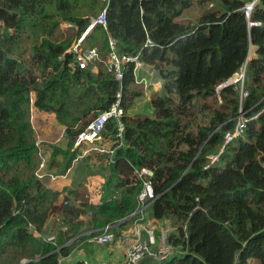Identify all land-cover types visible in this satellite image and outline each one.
Segmentation results:
<instances>
[{
    "label": "trees",
    "instance_id": "1",
    "mask_svg": "<svg viewBox=\"0 0 264 264\" xmlns=\"http://www.w3.org/2000/svg\"><path fill=\"white\" fill-rule=\"evenodd\" d=\"M194 1L0 0V264H61L70 253L65 243L81 231L72 220L81 216L89 217L90 236L107 225L127 227L143 188L141 168L154 171L155 198L146 211L171 223L169 243L177 252L161 263L146 257L139 264H264V0L249 19L241 8L251 0H198L217 1L226 11L205 15L196 27L176 21ZM105 7L106 29L95 27L89 46L105 61L110 36L118 54L137 56L157 73L162 91L152 94L151 117L131 114L143 95L133 63L123 67L120 82L101 63L97 73L68 66L73 37ZM60 22L77 30L64 39ZM251 45L258 58L245 66L246 95L236 84L217 94ZM118 93L122 139H115L111 120L99 140L75 147ZM31 110L52 114L63 128L60 140L45 146L46 169L57 175L70 169V186L36 175ZM240 112L257 118L223 147ZM104 142L111 143V154L99 151ZM209 156L217 159L211 163ZM91 160H98L100 171L83 166ZM91 177L103 178L95 196L82 186ZM54 215L68 231L53 244L44 237Z\"/></svg>",
    "mask_w": 264,
    "mask_h": 264
},
{
    "label": "built area",
    "instance_id": "2",
    "mask_svg": "<svg viewBox=\"0 0 264 264\" xmlns=\"http://www.w3.org/2000/svg\"><path fill=\"white\" fill-rule=\"evenodd\" d=\"M261 0H251L244 3L241 11L244 13L247 19L253 11V8ZM106 7L95 16L90 18L89 23L85 28L74 37L70 47L66 50V53L72 56V61L69 63V68H79L81 70H98L96 63H101L105 69L112 73L114 79L120 82L123 78V67L128 63L134 65V78L136 83L143 82V79L138 77V72L145 66L138 59L137 56L120 55L117 52V41L108 36L109 55L107 60L101 61L97 48L90 47L88 42V36L97 26H101L106 29ZM251 25V24H250ZM72 28L73 26L60 22L59 27ZM77 30V28L74 27ZM145 47H151V44L147 42ZM146 71H148L146 69ZM245 80V66H241L240 70L233 74V76L224 82L222 85L216 87L215 91L219 94V91L227 85H239L242 95H246L242 87ZM120 94L116 95V101L112 106L101 113H99L94 120L81 132L75 141V147H78L84 143H92L100 139L101 133L104 130L105 125L114 120L115 122V139L120 141L124 133V122L122 119L123 110L120 104ZM264 111V109H263ZM257 118V115L247 119L244 118L243 113L238 115V119L232 131L227 132L223 138V147L229 144L236 137L242 135L247 127L249 120ZM37 148H41L40 142L36 143ZM100 152L112 153L111 148L99 149ZM211 163L217 159V156H209ZM138 177L143 180V188L138 195V209L131 215L132 221L130 227L122 231L120 237V244L123 250V262L120 264H139L144 258H152L156 262H163L166 258L176 252L174 247L169 243V235L173 231V227L166 223L163 226L148 225V218L146 216V208L152 200H154V190L151 183V179L154 176V171L149 168H141L138 172ZM36 175L39 178L48 177L50 180H55L56 177L47 171L46 163L40 162ZM155 223V222H154ZM113 225H107L100 230L99 233L88 237L86 240L89 244L96 245H111L115 239V233L113 231ZM46 242L55 243V236L44 238ZM99 264H117L110 261H101Z\"/></svg>",
    "mask_w": 264,
    "mask_h": 264
},
{
    "label": "rangeland",
    "instance_id": "3",
    "mask_svg": "<svg viewBox=\"0 0 264 264\" xmlns=\"http://www.w3.org/2000/svg\"><path fill=\"white\" fill-rule=\"evenodd\" d=\"M102 11V10H101ZM226 11L223 4L213 1V2H206L205 4L201 5L198 3V0H195L193 5L185 10L183 14L176 19L178 22H182L180 20H184L186 22H189L192 24L193 27H196L199 20L203 18L207 14L215 13L217 15H221ZM95 16H92L90 18H94ZM89 18V19H90ZM60 31L63 32V38H67L70 33H74V29H65L64 27H59ZM74 39V37H73ZM72 39V41H73ZM99 63H96L95 66H98ZM141 71V78L145 82V84L141 83L138 86L142 87L143 95L140 99L136 100V103L134 105V108L131 111V114H138V115H146L148 117H151L153 115L152 107L150 106V101L152 98L151 90L148 86V83L150 82V77L148 75V71H146L145 68ZM31 121L35 128V137L36 140L40 142L41 148H38V157L40 159V162L44 160V162L47 164L49 160V152L45 146H49L53 143H57L61 136L63 135V128L57 123L55 117L50 114L39 110H31ZM190 126V123H188V127ZM194 124L190 126L191 129H194ZM110 142H104L103 146L99 147L102 149L107 150L110 147ZM84 148H87V145L83 146ZM89 163V164H88ZM80 163L76 164L78 166ZM85 168H88L89 170L93 171H100L101 168H99V162L98 160L94 161L91 160L89 162H85L83 165ZM56 170L52 169L50 173H54ZM78 178V175H76ZM45 179H48V177H45ZM79 179V178H78ZM71 181L70 179L68 180ZM103 181V178H89V183L83 184V188L86 192H89V194L94 195V189L95 186L100 184V182ZM52 182V181H51ZM73 182V181H72ZM71 182V183H72ZM64 183H67L66 181ZM149 217L148 222L146 224L148 225H155L154 220ZM114 225V224H113ZM109 246V245H107Z\"/></svg>",
    "mask_w": 264,
    "mask_h": 264
},
{
    "label": "crops",
    "instance_id": "4",
    "mask_svg": "<svg viewBox=\"0 0 264 264\" xmlns=\"http://www.w3.org/2000/svg\"><path fill=\"white\" fill-rule=\"evenodd\" d=\"M72 26H73L72 28H67V29H74L75 26L74 25H72ZM74 30H76V29H74ZM251 49L254 50V56L252 58L250 57ZM257 58H258L257 46L251 45L249 48V51H248V56H247L246 61L249 62V61L257 59ZM144 66H145L144 68L148 70V75L150 77V82L148 83V86L151 87L150 88L151 93L152 94H159L162 91L160 78H158L157 73H155L151 69L150 66H146V65H144ZM141 71H143V70H140L138 72V77L140 79H142L140 76L142 73ZM92 72L97 73L98 70L96 69V70H93ZM141 83L145 84L144 81ZM141 83H136V84L139 85ZM74 163L76 164V161ZM52 169H55V168L47 169V171L50 172ZM69 173H70V169H68L64 175H57L56 171H55L54 173H51V174H53L56 177V179L55 180L49 179V180L52 181L54 184H57L60 187L64 186V185L70 186L72 180L70 182L68 181ZM65 181L67 183H64ZM60 197H61V195H60ZM146 216L149 219L148 216H150V215H149V213H147V211H146ZM88 218H89L88 216H81L78 219L72 220V224L79 223V229L81 231L79 232L78 236H76L72 240L65 243V245L69 244L70 253H69L68 257L63 258L61 260V264H99L101 261H110V262L117 263V264L122 263L124 257H123V250H122V247L120 244V237H121V234L123 233L122 231L127 230L130 227L131 223L123 229H119L116 225L115 226L113 225L114 226L113 231L115 233V239L111 245H109V246H107V245H96V244H89L85 240L87 238L86 236H89L90 234H92V231L85 229V225H86ZM58 222H59V218L56 217L55 215L50 217V219L48 220V222L45 226V237L44 238L55 236V240H56V237L59 235V232L68 231L67 226H60L58 224ZM154 222L158 226H163L166 223H169L171 225V223L167 220H165V221L154 220ZM72 228L73 227L70 228L71 231H74V229H72ZM100 230L95 231V234H97L96 232L99 233ZM77 237H80V240L75 241V239Z\"/></svg>",
    "mask_w": 264,
    "mask_h": 264
},
{
    "label": "clouds",
    "instance_id": "5",
    "mask_svg": "<svg viewBox=\"0 0 264 264\" xmlns=\"http://www.w3.org/2000/svg\"><path fill=\"white\" fill-rule=\"evenodd\" d=\"M246 59H247V58H246ZM246 63H247V61H246ZM246 63H245V65H244V64H243V65L246 66ZM243 65H242V66H243ZM244 81H245V80H244ZM240 113H241V112H240ZM240 113H239V114H240ZM239 114H238V115H239ZM244 118H245V117H244ZM237 119H238V116H237ZM222 143H223V141H222ZM109 148H111V147H109ZM176 252H177V250H176ZM176 252H175V253H176ZM158 263H161V262H158Z\"/></svg>",
    "mask_w": 264,
    "mask_h": 264
},
{
    "label": "water",
    "instance_id": "6",
    "mask_svg": "<svg viewBox=\"0 0 264 264\" xmlns=\"http://www.w3.org/2000/svg\"><path fill=\"white\" fill-rule=\"evenodd\" d=\"M245 63H246V61L244 62V65H245ZM244 65H243V66H244Z\"/></svg>",
    "mask_w": 264,
    "mask_h": 264
}]
</instances>
